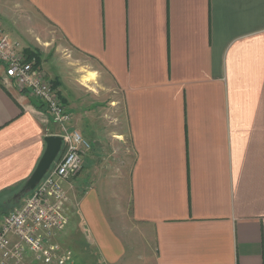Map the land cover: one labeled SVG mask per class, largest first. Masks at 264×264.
I'll return each instance as SVG.
<instances>
[{"label": "crops", "instance_id": "0c3cea01", "mask_svg": "<svg viewBox=\"0 0 264 264\" xmlns=\"http://www.w3.org/2000/svg\"><path fill=\"white\" fill-rule=\"evenodd\" d=\"M7 2L91 143L60 244L89 264H264V0ZM60 130L0 64V226Z\"/></svg>", "mask_w": 264, "mask_h": 264}, {"label": "built area", "instance_id": "2783aa9c", "mask_svg": "<svg viewBox=\"0 0 264 264\" xmlns=\"http://www.w3.org/2000/svg\"><path fill=\"white\" fill-rule=\"evenodd\" d=\"M0 64L18 88L28 91L60 124L61 156L38 185L24 197L22 205L7 213L0 226V264H26L31 256L43 264H76L73 251L57 240L70 222L72 197L67 184L85 166L91 143L70 127L72 114L54 81L36 68L20 41L0 32Z\"/></svg>", "mask_w": 264, "mask_h": 264}, {"label": "water", "instance_id": "95a60500", "mask_svg": "<svg viewBox=\"0 0 264 264\" xmlns=\"http://www.w3.org/2000/svg\"><path fill=\"white\" fill-rule=\"evenodd\" d=\"M46 146L34 172L23 186L24 192L32 191L43 179L61 153L63 140L58 134L45 137Z\"/></svg>", "mask_w": 264, "mask_h": 264}, {"label": "rangeland", "instance_id": "374dc122", "mask_svg": "<svg viewBox=\"0 0 264 264\" xmlns=\"http://www.w3.org/2000/svg\"><path fill=\"white\" fill-rule=\"evenodd\" d=\"M15 8L16 7H14V4H12L11 2H7L5 7H4V11L0 10V32H4L7 35H9L11 38L14 37L17 39L18 38L17 34L12 31V30L16 31V29H17L16 24H15V20L12 18L13 15L11 14V12H13L14 14H17L16 10H18V9H15ZM21 15H22V17L26 16L25 12L22 13ZM23 38H25V37H23ZM20 39H22V38H19V40ZM22 41L25 44H30V42L26 41V39H22ZM85 158H86V155H85ZM69 246L72 249V250L71 249L70 250L73 251V254L76 257L75 258L76 261H78L80 264H89L90 263V259L88 257H86L87 255L85 256L83 254V251L80 250L79 245L69 244ZM26 264H43V263L40 261L34 260V258L30 256L27 259Z\"/></svg>", "mask_w": 264, "mask_h": 264}, {"label": "trees", "instance_id": "16d2710c", "mask_svg": "<svg viewBox=\"0 0 264 264\" xmlns=\"http://www.w3.org/2000/svg\"><path fill=\"white\" fill-rule=\"evenodd\" d=\"M32 56V55H31ZM37 62V61H36ZM37 64V63H36ZM54 84L58 86V81H54Z\"/></svg>", "mask_w": 264, "mask_h": 264}]
</instances>
